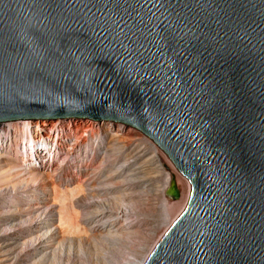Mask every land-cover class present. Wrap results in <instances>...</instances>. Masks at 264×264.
Returning <instances> with one entry per match:
<instances>
[{"label":"water","instance_id":"obj_1","mask_svg":"<svg viewBox=\"0 0 264 264\" xmlns=\"http://www.w3.org/2000/svg\"><path fill=\"white\" fill-rule=\"evenodd\" d=\"M93 119L192 184L146 264H264V0H0V123Z\"/></svg>","mask_w":264,"mask_h":264},{"label":"bare ground","instance_id":"obj_2","mask_svg":"<svg viewBox=\"0 0 264 264\" xmlns=\"http://www.w3.org/2000/svg\"><path fill=\"white\" fill-rule=\"evenodd\" d=\"M42 125L0 123V264H109L121 240L130 256L113 264H146L186 209L190 180L136 128L91 124L78 137L63 120ZM90 153L102 163H85Z\"/></svg>","mask_w":264,"mask_h":264},{"label":"rangeland","instance_id":"obj_3","mask_svg":"<svg viewBox=\"0 0 264 264\" xmlns=\"http://www.w3.org/2000/svg\"><path fill=\"white\" fill-rule=\"evenodd\" d=\"M60 120H63V122H65V123H67V124H69V127H67V130H68V128H69V133H72V134H75V135H77L78 137H81L82 136V134H84L85 133V129H86V127H88V126H90L91 124H95V126L97 127L98 125H101L102 123H110L111 124V126H112V128H113V131H116V129H117V127H119V126H125L126 128H134V127H127L126 125H123L122 123H117V124H113V123H111V122H107V121H98V120H93V119H73V118H69V119H62V118H59ZM57 119H54V120H47V121H42V120H36V121H33V120H30L32 123H33V128H38L39 126H40V123H43V125L42 126H44L45 128H47V129H51L52 127H53V125L55 124V121H56ZM101 123V124H100ZM137 129V128H136ZM66 130V131H67ZM137 130H139V129H137ZM139 131H141V130H139ZM99 132H101V130L100 129H98V128H95V129H93L92 130V132H91V135L92 134H95V135H93L94 137H96L97 135H98V133ZM125 135L127 136V138H133L132 136H134L135 134L133 133V131L132 130H125ZM142 132V131H141ZM111 133H113V132H111ZM142 133H144V132H142ZM41 145V144H40ZM43 145V144H42ZM39 146V145H38ZM44 146V145H43ZM96 146V145H95ZM44 148V147H43ZM42 147H40V151H42V149H43ZM51 149H53V148H51ZM162 149V148H161ZM44 150V149H43ZM163 150V149H162ZM164 151V150H163ZM165 152V151H164ZM166 154V153H165ZM168 157V156H167ZM102 156H99V157H95L94 156V153L92 154V153H90V155H89V159H88V156H87V160L85 161V163H91V162H93V165L91 166L92 168L93 167H96V166H98V165H100L102 162ZM169 158V157H168ZM172 162V161H171ZM173 163V162H172ZM173 166H175L174 165V163H173ZM165 168L167 169V171H170V169H171V167L169 166V165H165ZM175 168L177 169V167L175 166ZM177 171H179L178 169H177ZM180 172V171H179ZM181 173V172H180ZM84 177V176H83ZM177 198V197H176ZM26 206V204L25 205H23L22 207H25ZM96 222V220L95 221H93V222H91V224H93V223H95ZM6 227H9V226H5V228ZM4 228V227H3ZM124 237V236H123ZM124 239H127V238H124ZM129 240V239H128ZM127 240V241H128ZM123 240H121V241H118L119 242V245H118V243L113 247V248H111V247H109V250H110V252L112 253V250H114L113 251V253H114V255H113V253H112V256H114V257H112V259H118V256L119 257H121V260L120 259H118L119 261H122V257H123V260L125 259V256L126 255H128V256H130V253H128V252H130V249H128L129 248V244L127 243V244H125V242H123V243H121ZM123 244V245H121V244ZM125 244V245H124ZM128 245V246H127ZM111 248V249H110ZM108 248H106V251L105 252H107L108 250H107ZM117 251H119V252H121L120 253V255H119V252H117V254H116V252ZM122 251H123V253L124 252H127L126 254H122ZM109 252V251H108ZM117 257H116V256ZM125 255V256H124ZM127 256V257H128ZM115 259L113 260V262L112 263H109V264H113L114 263V261H115ZM116 259V261H118ZM125 261V260H124ZM59 262H61V263H63V261H59Z\"/></svg>","mask_w":264,"mask_h":264},{"label":"built area","instance_id":"obj_4","mask_svg":"<svg viewBox=\"0 0 264 264\" xmlns=\"http://www.w3.org/2000/svg\"><path fill=\"white\" fill-rule=\"evenodd\" d=\"M112 123V122H111ZM124 125V124H123Z\"/></svg>","mask_w":264,"mask_h":264}]
</instances>
